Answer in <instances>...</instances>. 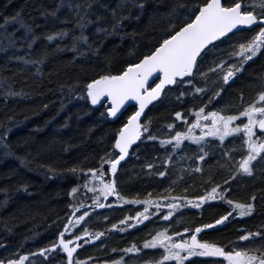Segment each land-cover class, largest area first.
<instances>
[{
	"label": "trees",
	"instance_id": "obj_1",
	"mask_svg": "<svg viewBox=\"0 0 264 264\" xmlns=\"http://www.w3.org/2000/svg\"><path fill=\"white\" fill-rule=\"evenodd\" d=\"M194 2L195 0H147L139 21L133 20L128 24V35L109 37L99 55L89 53L88 57L78 58L76 61L72 60L71 52L52 55L44 67V76L40 79L30 73L17 72L22 62L8 60L14 50L10 49L7 53L0 51V78L11 77L15 81L12 83L15 91L23 89L29 93L25 96L5 97L4 89L0 88V137H3L0 141V260L18 259L20 255L36 253L35 256L29 255L32 264H62L66 258L62 251L45 258L37 250L57 240L63 224L74 211L71 207L73 204L83 203L87 206L83 211H89V216L77 226V234H81L84 229L89 233H104V236L95 241L90 237H82V247L74 254L77 259L84 261L91 257L90 264H104L105 261L118 260L121 256L124 257V264H130L129 254L133 253L125 254L123 250L133 243L141 246L140 241L148 240L156 231L169 228V223V234L183 233L184 227L194 229L201 224L210 223L229 210L219 201L212 202L213 207H205L202 213L200 209L186 205L177 209L168 222L161 214H155L135 228L120 231L119 222L125 217L135 216L137 211H142V207L131 203L120 204L115 197H108L107 200L101 198L105 207L95 208L94 194L84 187L85 175L79 171H69L73 167H98L100 158L106 152L114 154L118 151L112 147L114 136L122 123L126 122L127 116L136 110L131 106L117 120H111L106 114L105 105L95 106L91 105L90 100L74 98L69 92V86L82 90L87 81L97 74L107 71L115 74L128 63L137 62V57L147 54L170 24L183 22L187 16L185 6H191ZM58 3L59 0H0V25L4 24L5 17L15 15L17 11L29 23V18H35L36 23L43 24L45 18L40 15L41 11L45 8L54 9ZM59 15L71 16V13L65 7ZM54 24L55 21L49 18L47 27ZM14 29H18L17 35L23 34L18 23L7 26L8 32ZM44 30L38 28L36 31ZM133 31L134 35L131 34ZM253 34L254 32L241 31L232 36L231 40L220 44L201 63V71H206L213 66V62L219 63L221 59L236 62L234 59L229 60L232 45L246 41ZM0 40L6 45L4 28H0ZM43 43L45 41L41 38L34 47L40 48ZM54 46V43L49 44V48ZM15 51L18 55H23L25 50ZM13 73L16 74L13 76ZM261 77H264V55L259 54L246 66L243 75L238 74L234 78L235 83L229 81L228 85H224L215 73H209L207 81L197 74L194 84L207 88L206 93L193 96V89L188 86L179 90L166 89V94L160 101L148 109L143 123L150 120L151 134L163 139L170 134L166 125L173 123L176 111L187 114L189 110L207 104L206 111L215 108L235 113L242 108L241 93L243 103L247 104L255 99L259 91L264 90L261 88ZM220 87H224L226 91L209 103V97ZM180 91L190 95L177 100ZM44 105L48 107L45 108ZM101 113L105 114L102 116ZM192 119L194 117L189 116V121ZM177 128L184 130L183 123L177 122ZM199 131L197 129L196 134ZM207 139V145H197L185 140L173 152L170 145H161L159 140L148 141L142 137L133 144L125 161L118 166L116 178L120 194L129 201L147 199L148 193L152 194V198L169 194L194 196L203 194V189L210 187L209 176L215 183H221L229 174L227 168L220 167L225 162L223 153L233 144L239 149L233 154L235 159L229 164L234 170L235 160L243 154L242 140L228 137L221 143L218 137ZM5 144L10 147L5 148ZM201 147L209 152L204 162L195 158L200 154ZM169 154L172 156V163L164 164ZM21 157L26 158L25 163L21 162ZM147 163H153L155 167L148 170ZM198 166L203 169L202 173L193 171ZM105 168L107 170L108 166ZM260 168L258 165L254 177L237 176L230 185L232 199L247 202L253 193L257 194V214L251 218L236 217L227 227L217 226L218 230H204L199 234V239L227 245L243 235V232L238 231L241 227L257 230L264 224V199H260V193L264 192V175H261ZM52 169L56 170L55 173ZM165 170L164 177L157 175ZM22 185L26 186V191ZM78 185L77 193H71V189ZM92 186L94 185H89V189ZM185 188L188 189L186 193ZM166 189L172 191L169 193ZM83 211L77 215L83 214ZM112 224H118V228L112 229ZM187 235L184 233L183 237L186 238ZM65 238L71 237L66 235ZM84 240H89V243L84 244ZM236 247L264 248V242L259 239L251 243L240 242ZM162 251L158 248L146 249L145 253L149 257L141 256L142 264L157 259L154 254L159 258ZM221 259L200 256L189 258L192 264H219ZM29 261H25V264H29Z\"/></svg>",
	"mask_w": 264,
	"mask_h": 264
},
{
	"label": "snow or ice",
	"instance_id": "obj_2",
	"mask_svg": "<svg viewBox=\"0 0 264 264\" xmlns=\"http://www.w3.org/2000/svg\"><path fill=\"white\" fill-rule=\"evenodd\" d=\"M146 4L147 0H59L56 8H45L41 11L40 15L45 18L43 24L36 23L35 18H29L31 20L29 23L17 11L15 15L5 17L4 24L0 25V28H4L7 40L6 45L3 40H0V51L7 53L10 49L14 50L8 60L22 62L17 72L30 73L40 79L44 76V67L52 55L71 52L73 61L86 58L89 53L99 55L104 42L109 37L128 35V24L133 20L139 21ZM65 7L68 8L71 16L59 15L61 9ZM185 11L187 16L183 22L170 24L168 30L155 45L149 48L147 54L137 57V62L128 63L118 69L115 74L111 71L97 74L87 81L82 90L69 86V92L74 98L90 100L91 105H102L103 99L110 100V106L106 108V114L110 117H117L128 101L138 102L136 110L127 116L126 122L122 123L114 136L112 147L118 151L114 154L106 152L100 158L98 167L86 169L73 167L69 171L73 173L79 171L85 175L84 187L94 194L95 208L105 207L101 203V198L107 200L108 197H115L120 204L131 203L142 207V211H137L135 216L125 217L119 222L120 231L135 228L144 221L150 220V216L155 214H161L162 218L168 222L177 209L184 208L186 205L200 209L201 213L205 207L212 208V202H223L227 206L229 210L210 223L201 224L194 229L184 227L183 233L172 232L171 234H169L171 227L169 223V228L156 231L150 239L142 242V246L133 243L123 250L125 254H142L143 249L163 250L158 259L146 261L145 264H172V262L186 264V261L192 264L189 258L193 256L223 258L226 264H264V248L236 247V244L240 242L257 239L264 241V224L254 231L241 227L238 231L243 232V235L227 245L198 238L204 230H218L217 226L227 227L235 221L236 217L251 218L257 214V194L253 193L247 202H241L230 198V185L237 176L254 177L258 165L261 166V175H264V90L259 91L255 99L247 104L243 103V93H241L242 108L235 113L215 108L206 111L207 104L191 109L187 114L176 111L173 123L166 125L170 134L163 139L151 134L150 120L141 123V116L145 109L153 101H159L166 94V89L179 90L188 86L193 89L191 95L204 94L208 89L194 84L197 74L207 81L208 74L215 73L224 85H228L229 81L235 83L234 78L238 74H244L246 66L258 57V54L264 55V0H195L191 6H185ZM49 18L54 20L55 24L63 26L56 27L54 24L52 27H47ZM10 23H18L23 29V34L17 35L18 29L8 32L7 26ZM38 28L45 30L37 32ZM241 31H250L254 34L246 41L232 45L229 60L234 59L236 62L230 63L228 60L221 59L219 63L213 62V66L206 71H201L200 65L209 53ZM131 34L134 35V31ZM41 38L45 43L41 44L40 48L34 47ZM52 43L55 46L49 48V44ZM20 49L25 50L23 55H18L15 51ZM15 74L13 73V76ZM51 74L50 72L49 75ZM27 78L26 76L25 79ZM260 79L261 88L264 89V77ZM12 83L15 81L11 77L0 78V88L4 89L5 97L29 94L23 89L19 92L15 91ZM225 91L224 87H220L213 92L209 97V103L221 97ZM188 95L190 93L180 91L176 98L179 100ZM104 114L101 113L102 116ZM189 116L194 119L189 121ZM177 122L183 123L184 130L177 128ZM197 129L200 130L199 134H196ZM142 137L148 141L159 140L161 145H170L173 152L180 148L185 140L195 142L197 145H207L209 137H218L221 143L228 137L240 138L243 154L235 160L236 166L233 170L229 164L233 162L235 159L233 154L239 149L235 144L226 149L223 153L225 162L220 167L228 169L227 179L221 183H215L209 176L210 187L203 189V194L194 196L169 194L152 198V194L148 193L147 199L129 201L127 197L120 194L117 187L118 166L125 161L133 144L140 141ZM2 140L3 137H0V141ZM8 147L10 146L5 144V148ZM208 156L209 152L201 147L200 154L195 158L204 162ZM21 162L25 163L26 158L21 157ZM163 163H172L171 154ZM154 167L153 163L146 164L148 170ZM52 171L55 173L56 170L52 169ZM193 171L202 173L203 169L198 166ZM157 175L164 177L166 170L158 172ZM89 185L94 186L89 189ZM22 187L25 191L27 190L26 186L22 185ZM78 187L79 185L73 187L71 193H77ZM165 191L170 193L172 189ZM187 191L188 189L185 188L184 192ZM260 199H264V192L260 193ZM71 207L74 209L72 216L63 224L57 240L37 251L45 258L62 251L66 254L62 264H90L91 257L84 261L77 259L74 254L82 247L80 243L82 237H90L95 241L104 236V233H89L87 229H84L81 234H77V226L85 221L89 211L76 215L87 206L79 203ZM111 228L117 229L118 224H112ZM184 233L188 234L186 238L183 237ZM66 235L71 238L66 239ZM87 243L89 240H84V244ZM29 255L35 256L36 253ZM29 255H20L18 259L7 261L0 260V264H25V261H29ZM29 264L32 262L29 261ZM104 264H124V257L121 256L118 260L111 262L105 261Z\"/></svg>",
	"mask_w": 264,
	"mask_h": 264
},
{
	"label": "water",
	"instance_id": "obj_3",
	"mask_svg": "<svg viewBox=\"0 0 264 264\" xmlns=\"http://www.w3.org/2000/svg\"><path fill=\"white\" fill-rule=\"evenodd\" d=\"M158 82V81H157ZM150 83H151V81H150ZM152 86H154V85H152ZM158 101H153L152 102V104H150L146 109H145V112L142 114V116H141V123L143 122V120H144V118H145V115H146V113H147V111H148V109L151 107V106H153L154 104H156ZM102 105H105L106 107H108V106H110V100H108V99H103L102 100ZM95 106H101V104H98V105H95ZM131 106H134L135 108H137L138 107V102H136V101H133V100H130V101H128L127 103H126V105H125V108L124 109H122L121 110V113H118V116L117 117H110V119L111 120H117L119 117H121V115L124 113V112H126L127 111V109L129 108V107H131ZM129 151H130V149H129ZM78 213V212H77ZM77 213H76V215H77ZM71 216H72V214H71ZM70 216V217H71Z\"/></svg>",
	"mask_w": 264,
	"mask_h": 264
},
{
	"label": "flooded vegetation",
	"instance_id": "obj_4",
	"mask_svg": "<svg viewBox=\"0 0 264 264\" xmlns=\"http://www.w3.org/2000/svg\"><path fill=\"white\" fill-rule=\"evenodd\" d=\"M238 201L243 202V200H238ZM253 231H254V230H253ZM149 239H150V238H149ZM145 240H146V239L140 241L141 246H142V242L145 241ZM251 242H252V241H249V243H251ZM158 249H159V248H158ZM145 250H146V249H143V250H142V254H136V253L129 254L130 261H131L130 264H142L143 261H141L140 257L142 256L143 258H145L146 256H148V255H146ZM150 254H154V253H150ZM153 256H154V258H157V259H158V256H157L156 254H154ZM148 257H149V256H148ZM215 259H217V258H215ZM224 262H225V260H223V258H222L220 263H221V264H225ZM220 263H219V264H220Z\"/></svg>",
	"mask_w": 264,
	"mask_h": 264
},
{
	"label": "bare ground",
	"instance_id": "obj_5",
	"mask_svg": "<svg viewBox=\"0 0 264 264\" xmlns=\"http://www.w3.org/2000/svg\"><path fill=\"white\" fill-rule=\"evenodd\" d=\"M84 209H86V208H84ZM84 209H81L78 213H80V212L83 211ZM78 213H77V214H78Z\"/></svg>",
	"mask_w": 264,
	"mask_h": 264
},
{
	"label": "rangeland",
	"instance_id": "obj_6",
	"mask_svg": "<svg viewBox=\"0 0 264 264\" xmlns=\"http://www.w3.org/2000/svg\"><path fill=\"white\" fill-rule=\"evenodd\" d=\"M264 242V241H263Z\"/></svg>",
	"mask_w": 264,
	"mask_h": 264
}]
</instances>
